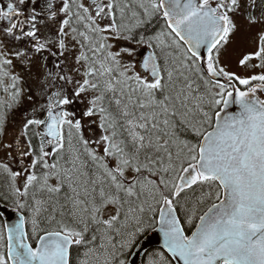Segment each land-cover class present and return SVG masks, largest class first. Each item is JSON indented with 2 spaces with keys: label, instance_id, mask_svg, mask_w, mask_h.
<instances>
[{
  "label": "snow or ice",
  "instance_id": "6c2138e0",
  "mask_svg": "<svg viewBox=\"0 0 264 264\" xmlns=\"http://www.w3.org/2000/svg\"><path fill=\"white\" fill-rule=\"evenodd\" d=\"M243 8L0 0V264H136L149 233L148 264H264V32L221 59Z\"/></svg>",
  "mask_w": 264,
  "mask_h": 264
},
{
  "label": "flooded vegetation",
  "instance_id": "af4514ba",
  "mask_svg": "<svg viewBox=\"0 0 264 264\" xmlns=\"http://www.w3.org/2000/svg\"><path fill=\"white\" fill-rule=\"evenodd\" d=\"M58 2L59 0H57V4ZM241 3L244 5V8L240 13L234 14L235 22L237 24V32L232 37V41L223 52L222 57H225V54L228 53H236V49L243 52L253 50L254 41L258 38L259 33L264 32V0H241ZM243 13L247 14L245 15ZM249 16L254 17V21H250ZM41 27L44 28V26ZM239 56L240 54L238 55L237 60L240 58ZM35 67H38V74H41L38 79H35V76L32 77V70ZM51 67L52 65L49 62L48 68ZM239 70L241 72L243 71L242 69ZM13 71L20 77L17 86L22 89V91L26 88L27 90H32L34 82L36 85L42 86L47 74V69L42 66L39 57H33V63L29 66V69H22V66L17 62ZM5 83H8V81H5ZM68 87L71 88V85ZM0 98L8 99L2 90H0ZM20 108L19 103L13 107V111L16 112Z\"/></svg>",
  "mask_w": 264,
  "mask_h": 264
},
{
  "label": "rangeland",
  "instance_id": "374dc122",
  "mask_svg": "<svg viewBox=\"0 0 264 264\" xmlns=\"http://www.w3.org/2000/svg\"><path fill=\"white\" fill-rule=\"evenodd\" d=\"M236 51H237L236 53H228V54H225V57H221L222 63L225 64V65H228L229 69L231 71H237V72H240L241 74H244L243 71L241 72L238 69V66H237V63H236L238 55L239 54L241 55V53L243 51H239L237 49H236ZM32 73H33L32 77L35 76L34 77L35 79H38L41 76V74H38V67H35L32 70ZM41 90H42V86L41 85L40 86L36 85V83L34 82L32 90H27V88H26L24 91H22L21 100H20V107L21 108L19 110H17L16 112H14L13 109L9 112V135L5 138L6 140H10L11 139V130L14 127L13 119L18 117L19 114L21 112H23L25 109L31 108L33 101L29 100L30 96L34 97V99H37V100L40 99L39 93H40ZM3 156H4V151L0 150V158H2Z\"/></svg>",
  "mask_w": 264,
  "mask_h": 264
},
{
  "label": "water",
  "instance_id": "95a60500",
  "mask_svg": "<svg viewBox=\"0 0 264 264\" xmlns=\"http://www.w3.org/2000/svg\"><path fill=\"white\" fill-rule=\"evenodd\" d=\"M0 217L2 220H6L7 217L3 216L2 214H0ZM151 240L150 242L147 244V246L145 247L144 251L141 252V254L136 257V264H143L145 255L152 249H159L160 245H161V238L159 237L158 234L155 233H149Z\"/></svg>",
  "mask_w": 264,
  "mask_h": 264
},
{
  "label": "trees",
  "instance_id": "16d2710c",
  "mask_svg": "<svg viewBox=\"0 0 264 264\" xmlns=\"http://www.w3.org/2000/svg\"><path fill=\"white\" fill-rule=\"evenodd\" d=\"M0 220H1V218H0ZM156 250H158V249H152V250H150V251L145 255V258H144L143 264H147V263H148V259H149L150 255H151V253L154 252V251H156Z\"/></svg>",
  "mask_w": 264,
  "mask_h": 264
}]
</instances>
